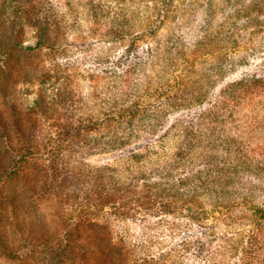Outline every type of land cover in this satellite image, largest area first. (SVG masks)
Listing matches in <instances>:
<instances>
[{
  "label": "rangeland",
  "instance_id": "obj_1",
  "mask_svg": "<svg viewBox=\"0 0 264 264\" xmlns=\"http://www.w3.org/2000/svg\"><path fill=\"white\" fill-rule=\"evenodd\" d=\"M80 238L86 264H264V0H0V264Z\"/></svg>",
  "mask_w": 264,
  "mask_h": 264
},
{
  "label": "trees",
  "instance_id": "obj_2",
  "mask_svg": "<svg viewBox=\"0 0 264 264\" xmlns=\"http://www.w3.org/2000/svg\"><path fill=\"white\" fill-rule=\"evenodd\" d=\"M35 7V4H33V6H31V13H30V25L33 26V28L36 30V38H38V40L43 43L45 41H48V38H51V34L53 35H57L56 31L58 28H55V23L56 21L54 20V18L52 19V17L50 15H47L43 18H40L39 16H36L35 15V10L36 8ZM98 176H96V178L94 177L93 175V178L92 179H97ZM120 189V188H118ZM125 189V188H124ZM115 188L114 187H111L110 190H108V194H114L116 193L115 192ZM121 193H123L122 190H120ZM119 192V190H118ZM120 193V195H121ZM105 202H109L108 201H105ZM100 202L99 201H96L94 206L98 205ZM103 204V202H102ZM100 204V205H102ZM112 206L114 207V210L115 211H121V205L120 204H116V203H112ZM100 209V208H98ZM96 212V211H95ZM89 221V220H88ZM90 225L97 228V230L95 231V242L97 241H101L103 240V238L100 237V234H102V231L107 234L109 233L108 231V226L106 224H97L95 222H92L90 220ZM80 241L76 243V246H77V250H79V253H78V256H79V259H76L75 256L72 255V259L75 261V264H86V257H83L84 256V253H85V245H88V243L83 240V239H79ZM109 245V244H108ZM110 247H111V250L113 251V253L115 254L114 255V258H116V260L118 262H121V264H128V259L126 258V255H127V250L123 247H119L117 246L116 244H110ZM126 254V255H125ZM116 256V257H115ZM113 258V259H114ZM145 260H141V262H144Z\"/></svg>",
  "mask_w": 264,
  "mask_h": 264
}]
</instances>
